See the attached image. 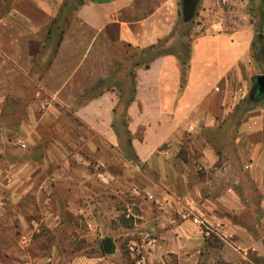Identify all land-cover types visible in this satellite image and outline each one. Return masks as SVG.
Listing matches in <instances>:
<instances>
[{
    "label": "crops",
    "instance_id": "obj_1",
    "mask_svg": "<svg viewBox=\"0 0 264 264\" xmlns=\"http://www.w3.org/2000/svg\"><path fill=\"white\" fill-rule=\"evenodd\" d=\"M78 1L66 19V0H14L0 18V54L26 75L38 54L32 37L65 23L37 84L48 107L70 110L108 145L122 144L126 118L135 159L156 176L146 189L163 211L162 242H179L180 254L201 244L195 220L227 238L251 237L250 212L256 227L264 221V105L239 113L237 105L254 75L256 31L223 25L220 0H198L185 79L174 53L159 55L134 67L133 98L119 109L122 92L105 83L132 57L127 45L146 48L172 33L180 0Z\"/></svg>",
    "mask_w": 264,
    "mask_h": 264
},
{
    "label": "rangeland",
    "instance_id": "obj_2",
    "mask_svg": "<svg viewBox=\"0 0 264 264\" xmlns=\"http://www.w3.org/2000/svg\"><path fill=\"white\" fill-rule=\"evenodd\" d=\"M66 3L67 19L79 1ZM220 18L232 28L261 25L264 34V0H227ZM182 28L160 49L187 53L193 38ZM58 35L32 37L31 50L38 54L26 75L0 54V264H264V221L256 227L251 212V237L243 240L227 238L199 220L202 243L187 253L177 251L179 242H162L163 211L146 189L156 176L135 159L123 126L122 144L111 146L70 110L48 107L37 80L54 55ZM257 47L256 42L251 47L256 67L238 113L264 105V97L249 96L253 78L264 74ZM138 57L134 53L116 67L105 83L122 92L119 109L131 93ZM125 69L126 79L120 76ZM230 134L223 133L227 144ZM106 238L111 252L103 250Z\"/></svg>",
    "mask_w": 264,
    "mask_h": 264
},
{
    "label": "trees",
    "instance_id": "obj_3",
    "mask_svg": "<svg viewBox=\"0 0 264 264\" xmlns=\"http://www.w3.org/2000/svg\"><path fill=\"white\" fill-rule=\"evenodd\" d=\"M14 0H1L0 1V18L3 17L4 15H6L11 7H12V3ZM181 5V3H180ZM58 22V19L54 20L52 22V24H50L46 29H44L43 32L48 31L49 33H59L58 35V41L55 44V48L58 46L60 38H61V33H62V29L60 28V25H56ZM193 23V19L189 22V23H184L182 20V12L180 11L179 14V19L178 22L176 23L174 30L172 31V33L167 37L164 38L162 40H159L158 43L151 45L149 47L146 48H135V47H131L130 45H127V48L133 49L134 53H139V57L137 59V61L135 62L134 66H138V65H142L143 67H148L149 63L157 56L162 55V54H166V53H174L177 57H178V61L180 64V68L182 70V74L184 76V79L186 77L187 74V70H188V64H189V58H190V48L188 49L187 53H184L181 55V53L177 50V51H173L172 49H160V47L166 43H168L170 41V39L173 37V35L178 31L179 26L182 25V34L189 37L190 36V28L191 25ZM58 28H60L61 30H58ZM256 31V36H255V40L252 42V46L254 45V43L256 42L258 44L257 47V53L256 55L258 56L257 59H263L264 58V34L262 33V26L258 25L255 29ZM41 33V32H40ZM188 44V42H186ZM55 52V49L54 51ZM133 53V54H134ZM133 54L131 56H133ZM149 54V56H145ZM36 58V55H35ZM131 79H132V88H131V93L129 95V97L127 98L125 105H127V103H129L132 98H133V93H134V73H131ZM103 82H99L94 88H92L91 92L93 93L95 90H97L101 84ZM261 95H257L254 96V99H260ZM125 120L126 118L123 117V122L122 125L125 126ZM126 136H127V142L130 145V137H129V133L127 130H125Z\"/></svg>",
    "mask_w": 264,
    "mask_h": 264
},
{
    "label": "water",
    "instance_id": "obj_4",
    "mask_svg": "<svg viewBox=\"0 0 264 264\" xmlns=\"http://www.w3.org/2000/svg\"><path fill=\"white\" fill-rule=\"evenodd\" d=\"M182 20L184 23H189L194 16L195 8L198 0H180ZM254 87L257 89L258 94H264V74H258L253 78ZM104 252H111L113 244L110 238L103 241Z\"/></svg>",
    "mask_w": 264,
    "mask_h": 264
},
{
    "label": "flooded vegetation",
    "instance_id": "obj_5",
    "mask_svg": "<svg viewBox=\"0 0 264 264\" xmlns=\"http://www.w3.org/2000/svg\"><path fill=\"white\" fill-rule=\"evenodd\" d=\"M257 95H261V98L264 97V94H258L257 92V89H255L254 85H252L251 89H250V94L249 96L251 98H254V96H257Z\"/></svg>",
    "mask_w": 264,
    "mask_h": 264
},
{
    "label": "built area",
    "instance_id": "obj_6",
    "mask_svg": "<svg viewBox=\"0 0 264 264\" xmlns=\"http://www.w3.org/2000/svg\"><path fill=\"white\" fill-rule=\"evenodd\" d=\"M227 0H220V10L222 9V6L226 3ZM199 221V220H195ZM200 223H203V221H199Z\"/></svg>",
    "mask_w": 264,
    "mask_h": 264
}]
</instances>
